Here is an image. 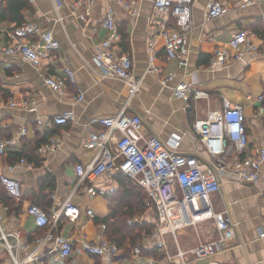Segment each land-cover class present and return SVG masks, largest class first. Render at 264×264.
I'll return each mask as SVG.
<instances>
[{
  "label": "crops",
  "instance_id": "0c3cea01",
  "mask_svg": "<svg viewBox=\"0 0 264 264\" xmlns=\"http://www.w3.org/2000/svg\"><path fill=\"white\" fill-rule=\"evenodd\" d=\"M154 1L95 0L87 12L86 0H62L58 9L55 0H27L22 10L23 22H34L42 31L51 30L60 42L55 57L45 59L41 67L21 55L5 52L3 46L12 41L10 33L18 25L16 21L0 18V141L17 137V143L7 146L0 155V224L6 233H19V237L12 234L8 237L13 254L0 242V264H15L14 259L22 264H69L56 253L36 249L37 236L42 230L28 212L30 203L42 206L51 218L61 212L50 229L68 237L75 245L84 239L110 240L111 232L108 228L104 230L102 223L108 225L114 221L104 218L112 214V205L118 203L117 196L125 189L126 194H132L131 199L136 195L141 209L135 213L134 224L144 221L155 224L156 235L144 237L139 246L140 255H134L133 250L125 253L121 247V264H174L168 256L205 241L200 238L199 230L209 227L205 226L209 223L213 232L208 240L216 238L218 233L212 220L182 225L175 232L165 229L159 234V213L146 188L143 198L138 195L140 191L144 193L143 186L129 177L130 181H124L121 173H105L93 181L78 184L76 164L86 165L98 154L97 148L85 147V140L92 131L104 127L99 122L101 117L121 112L126 103L127 113L142 117L147 136L155 135L168 148L195 155L208 167L222 162L220 189L210 200L215 211L225 212L234 227L235 237L226 249L211 256L198 259L188 253L189 264H264V236H261L264 233V162L256 181L242 180L232 170L237 157L251 158L264 147V99H259L264 94V1L244 7L241 0H220L228 11L207 19L208 5L214 0H193V26L187 35L184 65L167 55L165 38L159 34L162 28L179 29L176 19L160 12ZM125 2L131 4V9ZM6 5L5 0H0V10ZM110 7L121 33L115 53L130 55L134 74L143 78L140 91L130 100L128 85L119 78L105 76L96 60L97 44L107 36L101 23ZM83 13L86 14L84 19L80 17ZM240 29L254 33L251 39L258 50L225 65L211 66L215 48L226 44ZM30 38L37 40L38 36ZM151 43L158 71L150 69ZM64 67L75 72L76 85L68 82L66 93L60 95L46 83L45 77L47 73L63 76ZM169 75H174V79L164 84L163 77ZM180 82L194 84L209 92V97L188 101L176 97L174 87ZM78 89L85 94L81 101L76 99ZM11 99L17 104L12 105ZM225 102L243 106L248 144L243 151L227 148L224 154L215 156L194 130V123L205 119L209 111L222 109ZM65 112L72 113L65 125L55 124L44 129L36 122L38 118ZM24 127L27 134L19 136ZM47 133L58 138L57 149L50 153L39 149L42 158L39 165L29 168L21 163V159L28 161L35 152L33 140ZM19 152L23 154L21 158L17 155ZM3 176L19 180L23 190L21 199L6 191L1 181ZM91 187H114L115 190L110 195L93 196L89 193ZM69 195L78 208L74 215L63 209ZM89 209L94 215L88 214ZM192 229L199 237L196 243L191 242ZM161 240H165L167 251L159 246ZM79 261L108 264L104 257L88 254L80 255Z\"/></svg>",
  "mask_w": 264,
  "mask_h": 264
},
{
  "label": "built area",
  "instance_id": "2783aa9c",
  "mask_svg": "<svg viewBox=\"0 0 264 264\" xmlns=\"http://www.w3.org/2000/svg\"><path fill=\"white\" fill-rule=\"evenodd\" d=\"M264 0H241L242 6H251L262 3ZM87 12L93 7L95 0H86ZM192 3L193 0H155L156 8L167 16L174 17L179 29L162 28L160 35L165 38V48L170 58H176L179 63L186 64L183 55L187 53L188 32L192 29ZM62 5V0H55L56 9ZM127 8L131 4L125 2ZM228 11V7L220 0L212 1L207 8L206 17L212 19L221 16ZM82 19L86 17L83 13ZM264 21V17H263ZM107 31V36L97 44L96 60L102 67L105 76L116 77L123 80L129 89V100L141 89L143 78L137 77L133 72V59L128 54H116V43L121 39L113 8H108L107 15L101 23ZM254 33L248 29H240L235 32L230 40L222 46L215 48L210 65H225L231 60L241 59L248 52L258 50L251 37ZM37 35L38 39L30 36ZM12 41L4 45L3 49L9 54L21 55L25 60L37 67H41L45 59L55 57V51L60 47L59 40L51 30L42 31L34 22H25L16 26L10 33ZM153 44L151 43V49ZM150 57L151 70L158 71L154 64V54ZM64 75L56 76L47 73L46 83L60 95H64L67 83L76 85L75 72L69 68H63ZM174 75L164 76L162 82L169 83ZM174 95L184 100H199L208 98L209 92L196 87L190 82H180L174 87ZM84 92L78 89L76 99L83 100ZM264 99V94L259 97ZM128 100V102H129ZM12 105L17 104L13 99ZM35 106V101H32ZM127 103L123 110L117 114L101 117L99 122L104 126L92 131L84 142L86 148H97L95 159L84 165L77 163L75 172L78 184L85 180H95L109 172H118L139 183L146 188L150 200L155 203L159 213L158 233L163 234L165 229L175 232L177 227L194 224L196 222L212 220L217 231L216 238L200 241L190 250L179 249L175 255H169V261L174 264H189L187 254L190 253L201 259L211 256L226 249L235 237V230L225 212H217L213 209L210 197L220 189L219 175L223 171L222 162L214 167H208L201 163L192 154L180 153L168 148L157 136H147L143 130V119L138 114H130L126 111ZM72 118V113L65 112L49 118H38L36 122L40 128L48 129L53 125H65ZM194 130L200 136L202 142L215 156H220L227 148H236L243 151L248 144L246 117L241 104L231 105L225 102L222 109L209 111L203 120L194 123ZM27 134L24 127L19 136ZM17 143V137L0 141V155L5 153V148ZM176 143V145H178ZM59 146L58 138L51 136L42 146L41 151L53 152ZM21 163L31 168L33 164L25 159ZM264 162V147L251 158L237 157L233 163V173L242 180L256 181L260 178L262 164ZM2 184L6 191L14 198L21 199L23 190L18 179L11 176H3ZM114 187H91L89 193L93 196L105 195L113 192ZM66 213L74 215L78 208L72 202L71 195L63 204ZM28 212L39 227H45L57 222L60 213H55L51 218L39 205L30 203ZM89 215L94 211L89 209ZM133 221H130L132 223ZM105 230L107 225L102 223ZM156 233V232H155ZM153 233V235H156ZM12 234L19 237V233H6L0 224V242L13 254L12 245L8 239ZM264 236V233H261ZM36 249H47L56 253L61 259H66L69 264H82L79 256L82 254L102 256L108 264H121L120 247L108 238L98 241L84 239L81 244H74L72 240L50 229L45 235L36 240ZM160 247L167 251L165 240H161ZM142 249L136 246L134 255H140ZM15 264H22L14 259ZM153 264V263H146Z\"/></svg>",
  "mask_w": 264,
  "mask_h": 264
},
{
  "label": "trees",
  "instance_id": "16d2710c",
  "mask_svg": "<svg viewBox=\"0 0 264 264\" xmlns=\"http://www.w3.org/2000/svg\"><path fill=\"white\" fill-rule=\"evenodd\" d=\"M5 1L7 5L0 10V18L10 19L11 21H16L18 26L22 25L24 23L23 22L24 16L22 14V10L27 6V0H5ZM49 138H50V135L47 133V135H45L43 138L37 137L35 140H33V145L36 150L32 154L31 158H28L29 163L33 165L40 164L42 158L39 153V149L42 148L43 144ZM17 155L19 156V158L23 156V154L20 152L17 153ZM123 178H124V181H130V179L125 175L123 176ZM141 188L143 189V192H144L145 191L144 187H141ZM125 190L126 191L123 194H120L117 196L116 200L118 203L115 205H112L113 206L112 214L104 218V220L106 221L110 219L114 221L116 220V222L113 221L112 223L107 225L108 230H110L111 232L110 237L111 239H113V240L111 239L110 240L114 242L116 241V243H118L117 245L120 248L122 247L125 253L130 254L131 251L134 250L136 246L142 245L144 237L150 234L155 226L145 221L138 223V224L136 223L134 225H131L128 222L129 219L131 217H134L135 213L141 211V209L139 210L140 207L137 204L138 198H135L136 195L133 194V199H131L132 194H126L127 189ZM145 192L142 193L140 191L138 195H142V197L144 198ZM110 194H112V192L106 195H110ZM111 202H114V201L111 199ZM114 214L116 215L114 216ZM50 226L51 224L45 227H39L41 228L42 232L37 236V239L39 238V236L41 237L45 235L50 230Z\"/></svg>",
  "mask_w": 264,
  "mask_h": 264
},
{
  "label": "rangeland",
  "instance_id": "374dc122",
  "mask_svg": "<svg viewBox=\"0 0 264 264\" xmlns=\"http://www.w3.org/2000/svg\"><path fill=\"white\" fill-rule=\"evenodd\" d=\"M134 218L135 217H131L130 220H132V224L131 225H134ZM155 226V224H154ZM205 226H209V227H202L200 230H199V236L200 238H202V240H208L210 238V233L213 232V230H211V227L212 225L209 223V224H206ZM156 227V226H155ZM155 227L154 229L152 230V232L150 234H148L149 236L153 235L154 231H155ZM188 229H191L193 227H187ZM211 230V231H210ZM190 234H194L192 235L194 238H193V241H191L192 243H196L198 242L199 240V237H198V234L197 232L195 233L194 230L192 229V232H190ZM143 243V242H142ZM142 246V245H141Z\"/></svg>",
  "mask_w": 264,
  "mask_h": 264
}]
</instances>
